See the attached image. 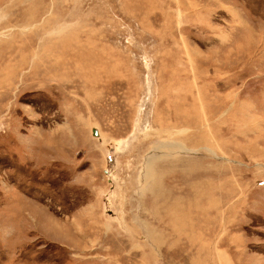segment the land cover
I'll return each instance as SVG.
<instances>
[{
  "label": "rangeland",
  "instance_id": "1",
  "mask_svg": "<svg viewBox=\"0 0 264 264\" xmlns=\"http://www.w3.org/2000/svg\"><path fill=\"white\" fill-rule=\"evenodd\" d=\"M0 264H264V0H0Z\"/></svg>",
  "mask_w": 264,
  "mask_h": 264
},
{
  "label": "bare ground",
  "instance_id": "2",
  "mask_svg": "<svg viewBox=\"0 0 264 264\" xmlns=\"http://www.w3.org/2000/svg\"><path fill=\"white\" fill-rule=\"evenodd\" d=\"M94 135H95V136L98 135V137H99V133H98V130H97V129H94ZM179 218H181V217H179Z\"/></svg>",
  "mask_w": 264,
  "mask_h": 264
}]
</instances>
